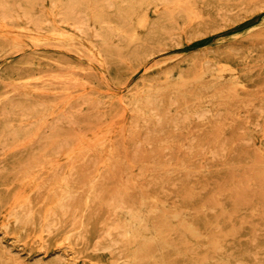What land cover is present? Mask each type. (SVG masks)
I'll return each mask as SVG.
<instances>
[{
	"label": "rangeland",
	"instance_id": "1",
	"mask_svg": "<svg viewBox=\"0 0 264 264\" xmlns=\"http://www.w3.org/2000/svg\"><path fill=\"white\" fill-rule=\"evenodd\" d=\"M0 264H264V0H0Z\"/></svg>",
	"mask_w": 264,
	"mask_h": 264
},
{
	"label": "bare ground",
	"instance_id": "2",
	"mask_svg": "<svg viewBox=\"0 0 264 264\" xmlns=\"http://www.w3.org/2000/svg\"><path fill=\"white\" fill-rule=\"evenodd\" d=\"M187 12H190V11H187ZM97 55V54H96ZM99 55V54H98ZM185 66V65H184ZM183 66V67H184ZM175 74V73H174ZM175 76V75H174ZM232 86H233V84H232ZM210 102V101H209ZM208 106V105H207ZM81 195V194H80ZM68 200V199H67ZM69 201V200H68ZM88 201V200H87ZM44 202V201H43ZM59 203V202H58ZM21 207V206H20ZM22 209V208H21ZM77 209V208H76ZM24 212V211H23ZM29 212V211H28ZM142 214V213H141ZM15 224V223H14ZM112 228V227H111ZM106 232V231H105ZM128 232V231H127ZM107 234H108V232H107ZM84 235V234H83ZM109 236V235H108ZM96 247V246H95Z\"/></svg>",
	"mask_w": 264,
	"mask_h": 264
}]
</instances>
